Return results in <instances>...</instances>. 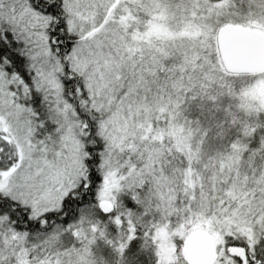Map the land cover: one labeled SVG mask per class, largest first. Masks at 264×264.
<instances>
[{
  "label": "snow or ice",
  "instance_id": "1",
  "mask_svg": "<svg viewBox=\"0 0 264 264\" xmlns=\"http://www.w3.org/2000/svg\"><path fill=\"white\" fill-rule=\"evenodd\" d=\"M0 264H264V0H0Z\"/></svg>",
  "mask_w": 264,
  "mask_h": 264
}]
</instances>
